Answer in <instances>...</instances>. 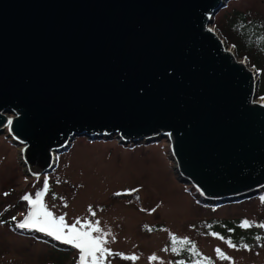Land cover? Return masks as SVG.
Segmentation results:
<instances>
[{
	"label": "water",
	"instance_id": "1",
	"mask_svg": "<svg viewBox=\"0 0 264 264\" xmlns=\"http://www.w3.org/2000/svg\"><path fill=\"white\" fill-rule=\"evenodd\" d=\"M227 1L0 0V133L40 172L78 135L167 138L203 201L256 195L264 103L258 73L210 26Z\"/></svg>",
	"mask_w": 264,
	"mask_h": 264
},
{
	"label": "rangeland",
	"instance_id": "2",
	"mask_svg": "<svg viewBox=\"0 0 264 264\" xmlns=\"http://www.w3.org/2000/svg\"><path fill=\"white\" fill-rule=\"evenodd\" d=\"M233 11L259 18L264 25V0H228L213 16L210 26L224 41L225 50L234 53L232 44L213 24L216 21L224 26ZM236 58L248 62L245 56ZM256 100L264 103V96ZM21 146L7 131L0 133V262L78 264L79 249L35 229L17 227L31 207L21 197L31 194L35 198L47 178L50 191L43 200L55 215L67 214L69 224L77 217L93 223L98 220L100 228L111 229L105 247L139 257L132 261L108 256L105 264H176L180 260L206 264L203 256L210 257L214 264H264V228L258 226L264 223V189L232 202H205L197 191L202 197L198 202L187 191L193 186L178 181L173 172L175 161L167 138L145 143L124 142L117 134L106 132L78 135L65 150L53 152V165L46 172L29 168ZM133 189L138 191L139 202L113 196ZM89 205L96 213L94 217ZM245 219L252 226L241 227ZM212 232L225 239L212 236ZM172 234L191 239L202 256L189 253L188 246L177 245L178 252H173ZM43 236L57 243L41 239ZM228 238L237 245L235 248L228 245ZM217 247L231 259H221ZM153 254L158 259H149Z\"/></svg>",
	"mask_w": 264,
	"mask_h": 264
},
{
	"label": "snow or ice",
	"instance_id": "3",
	"mask_svg": "<svg viewBox=\"0 0 264 264\" xmlns=\"http://www.w3.org/2000/svg\"><path fill=\"white\" fill-rule=\"evenodd\" d=\"M33 175H35L37 179H39L38 174L34 173ZM57 183H59V181H57ZM49 191L50 185L47 178H45L42 188L35 193V198H33L31 194H25L21 197V199L27 201L31 207L30 211L24 217V219L18 222V228L35 229L37 231L45 233L48 236L53 237L57 241H61L65 244L72 245L73 247L79 249L78 264H105L108 256H120L123 259H129L132 261H135L139 258L135 254L126 256L124 253H115L111 249L105 247V245L108 243L107 237L111 235V229L105 231L100 228V222L98 220L93 223L91 220H88L86 218L77 217L73 223L69 224L65 219L67 214L59 216L55 215L43 200V197ZM131 191L136 190L133 189ZM122 194L124 193H116V195ZM5 195H8V193H5ZM52 195L55 199L56 194L53 192ZM261 200L264 201V197H261ZM65 206L67 205L65 204ZM88 210L91 216L94 217L96 215L95 211L92 210L91 205H89ZM152 211H155V209H153ZM12 219L15 220L16 217H12ZM81 221H83V223ZM240 226L250 227L252 226V222L245 219L242 221ZM258 226L264 228V223H261ZM209 227H211V225H209ZM93 233L98 234L93 235ZM211 235L218 237L221 240L225 239V237L220 236V234L216 232H212ZM257 239H260V237L258 236ZM112 240H115L114 236H112ZM171 241V250L173 252H178L179 249L177 245L188 246L187 251L189 253H192L195 256H202V254L199 253L195 242H193L188 237H178L175 234H172ZM226 242L230 247L235 248L237 246L232 242L230 238H228ZM243 247L248 248V245L244 244ZM216 253L221 259H231V257L227 256V254L219 247L216 248ZM149 259L156 260L158 259V257L153 254ZM202 260L203 262H206V264H214L210 257L203 256ZM176 264H186V262L184 260H180L177 261ZM192 264H201V261L194 260L192 261Z\"/></svg>",
	"mask_w": 264,
	"mask_h": 264
},
{
	"label": "trees",
	"instance_id": "4",
	"mask_svg": "<svg viewBox=\"0 0 264 264\" xmlns=\"http://www.w3.org/2000/svg\"><path fill=\"white\" fill-rule=\"evenodd\" d=\"M220 31L226 41L232 44L236 56H245L249 64H252L258 71V96H264V25L259 18L249 17L243 11H233L226 18L225 25L222 26L218 22L213 23ZM193 190V192H191ZM188 192L198 202L202 199L200 194L193 187ZM26 231H24L25 233ZM44 237V236H43ZM41 239H49L52 243L57 242L48 237Z\"/></svg>",
	"mask_w": 264,
	"mask_h": 264
},
{
	"label": "bare ground",
	"instance_id": "5",
	"mask_svg": "<svg viewBox=\"0 0 264 264\" xmlns=\"http://www.w3.org/2000/svg\"><path fill=\"white\" fill-rule=\"evenodd\" d=\"M25 146H26V145H22V146H21V153H24L23 151H24V149H25V148H24ZM29 168H30V167H29ZM30 169H31V168H30Z\"/></svg>",
	"mask_w": 264,
	"mask_h": 264
}]
</instances>
